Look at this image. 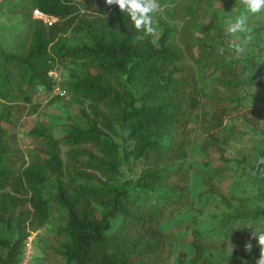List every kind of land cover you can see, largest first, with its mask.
Listing matches in <instances>:
<instances>
[{"label": "trees", "instance_id": "16d2710c", "mask_svg": "<svg viewBox=\"0 0 264 264\" xmlns=\"http://www.w3.org/2000/svg\"><path fill=\"white\" fill-rule=\"evenodd\" d=\"M159 2L164 12L153 22L162 33L155 43L105 0H0V14L20 17L7 29L11 40L0 36V100L12 102L17 88V97L25 104L8 105L0 112V264L21 263L31 232L50 224L53 205L64 211L66 221L57 229L60 242L49 251L65 264H160L167 241L162 226L172 209L187 199L173 183L187 170L177 159L187 140L186 106L190 112L199 102L196 93H188L187 77H177L185 57L172 36L182 31L191 36L202 6L210 0ZM35 10L57 21L50 25L34 18ZM253 19L249 23L253 38L239 57L231 44L240 43L245 34L228 36L219 49L189 39L191 54H218L220 62L208 76L215 75L233 92L264 89V15ZM70 35L75 44L68 42ZM69 65L83 67L73 71L62 88L78 112L68 118L60 137L50 123L37 122L29 131L34 149L28 161L14 132L16 113L36 106L38 88L54 92L57 83L49 73ZM63 99L64 95H55L52 102ZM234 100L233 108L212 105L200 126L201 151L219 156L218 165L205 164L202 179L211 196L220 198L221 207L218 202L212 207L218 208L216 216L224 225L264 219V174L249 171L264 156V94L246 93ZM241 106L250 112L247 119H232L233 131L250 133L255 144L228 157L230 133L220 137L217 131L226 128L225 117ZM116 125L129 129L133 148L126 158L147 164L134 182L120 181L125 160L112 137ZM233 182L237 190L230 189ZM48 190L51 194L46 196ZM227 242L244 244L235 235L217 241L193 227L192 263L254 264L259 258L255 246L251 253L245 247L230 249L225 261L216 260L213 253Z\"/></svg>", "mask_w": 264, "mask_h": 264}, {"label": "rangeland", "instance_id": "374dc122", "mask_svg": "<svg viewBox=\"0 0 264 264\" xmlns=\"http://www.w3.org/2000/svg\"><path fill=\"white\" fill-rule=\"evenodd\" d=\"M240 11L241 9L236 4V0H210L209 4H204L202 6L200 18H198L196 28L192 30L191 36H186L183 31L180 34L172 36V39L182 47L185 57L181 66V72L177 74V77H187L190 83L188 93H196L199 102L198 108L190 112L189 107L186 106L189 121L184 134H186L187 140H185L184 151L177 154L179 157L177 159L184 161V163H178L184 164L187 170L184 176L176 177L173 183L181 192L186 194L187 199L182 206L172 209V214L162 226L167 235V241L160 264H193L191 259L194 255V251L190 243V231L193 227L198 228L203 234L214 235L217 241H224L230 238V235H235L239 241L244 243L242 246H238L237 243L231 244L230 242L221 244L220 247L222 249L213 253V256L218 261H225L230 249H232V251L238 248L243 249L245 244L249 241H251V243L253 242V247H255L256 241L251 239V231L264 227V219L257 220L256 222H230L224 225V223H222L223 220L216 216V210L218 208L212 207V203L214 202H218L220 205V198L217 194L211 196L208 192L209 184H206L202 179V173L204 174L206 169L205 164L207 162L211 165L215 164V166L219 163L218 155L215 153L208 155L200 149V144L204 137L201 135L200 126L205 123L210 107L216 103L221 104L222 107L233 108L237 105L236 100H234L235 96L240 97L246 93H258L262 95L264 94V89L258 88V90L255 91L251 89L244 90L243 88L233 92L225 85L221 84L215 75L208 76V73L215 63L220 62V57L213 50V55H201V57H197L196 54H191L189 39L200 40L203 44L217 46V49H219L222 42L228 37V35H226V26L229 20L235 15H238ZM19 21V16L0 14V29L6 28V31L0 32V36L11 40V36L7 29L19 23ZM168 21L172 23L171 20ZM253 21L254 19L251 18L249 23ZM153 23L157 31L151 36L154 42L157 43L162 30L158 22ZM177 23L183 25L184 21L179 20ZM22 29L23 27L21 30ZM67 39L71 44L77 42L72 35L68 36ZM82 68L83 67L80 65H69L64 68L56 67V70H53L55 73L54 79L56 83L63 88L64 84L66 85L64 82L70 80L72 72L81 71ZM14 95L16 96L11 98L12 102L0 100V112L8 105H25L24 102L17 97V95L20 96L17 88L15 89ZM61 95H64L65 99L52 102L55 93L47 91L44 87H40L33 99V104L36 106L32 107L27 105L30 109H22L20 112L16 113L19 122L14 132L17 137L19 148L28 161L30 160V153L34 149V141L29 136V131L37 122L42 121L44 123H50L54 126V133L60 137L64 131L63 125L67 122L68 118H74V115L78 112L77 106L71 107L69 100L70 95H68L67 92ZM248 109L249 107L245 108V106H241L239 112L234 111L232 115L226 116V128L217 131L220 137L227 136V134L230 133L228 139L230 142L227 145L226 151L228 157H234L242 153L245 148H251L255 144L250 133L244 134L243 136L241 131H233L234 126L231 124L233 123L232 119H234V121H240L242 117L247 119L250 112ZM212 111L213 110L210 112ZM31 113H33V115H30ZM259 124L260 123H258L256 129L260 128ZM115 129L116 134L112 135V137L114 141L119 144L121 156L125 160L121 169L120 181L122 183L134 182L140 177L144 169L147 168V164L144 160L135 161L131 156L126 158L133 148V144L128 138L129 129L118 125L115 126ZM62 149L64 153L63 158L66 161L65 153L67 148L63 147ZM224 180L227 181L226 184L229 185L231 179L228 174L225 175ZM218 185L219 182L215 184V187ZM230 189L237 190V183L233 182ZM49 194H51V190L46 192V196ZM206 199H210L209 203L206 202ZM255 202V200H251V203ZM237 203L238 201L235 202V204ZM233 208L234 207H232V209ZM65 218L64 211L56 205H53L50 224L47 225L45 230H35V233L32 235L34 244L36 242V252L32 264H65L62 259H58L49 251L50 248L56 246V244L60 242L57 229L65 224ZM193 219H196L194 225ZM1 233H3V229L0 226V234Z\"/></svg>", "mask_w": 264, "mask_h": 264}, {"label": "clouds", "instance_id": "9594fccd", "mask_svg": "<svg viewBox=\"0 0 264 264\" xmlns=\"http://www.w3.org/2000/svg\"><path fill=\"white\" fill-rule=\"evenodd\" d=\"M105 3L107 6H117L121 13L129 17L135 30L143 32L146 36L156 33L154 17L164 12V6L160 4L159 0H105ZM236 4L241 11L229 20L226 26V35L235 38L240 34H245L246 38L240 43L231 44L232 52L236 57H239L245 53L247 44L253 38L249 25L250 19L264 15V0H236ZM221 54H223V50H221ZM262 166H264V156L260 157L255 168L249 171L252 175H256L257 172L264 174ZM251 239L256 241V247L259 248V258L255 260L254 264H264V227L252 230ZM252 249L251 241L247 242L245 251L251 253Z\"/></svg>", "mask_w": 264, "mask_h": 264}, {"label": "built area", "instance_id": "2783aa9c", "mask_svg": "<svg viewBox=\"0 0 264 264\" xmlns=\"http://www.w3.org/2000/svg\"><path fill=\"white\" fill-rule=\"evenodd\" d=\"M34 18L41 19L46 24H50V25L52 23L56 22L55 18L45 15L40 10H35L34 11ZM54 74L55 73L53 71H51L49 73V76L54 79ZM54 93H55V95H61L62 93H65V91L62 90V88L57 84L55 86V88H54ZM33 233H35V232L34 231L31 232V235H30V237L28 238V241L25 244V248H24V252H23L22 260H21L20 264H32L33 263V260H34V257H35V252H36V242L34 244V241L32 239Z\"/></svg>", "mask_w": 264, "mask_h": 264}]
</instances>
